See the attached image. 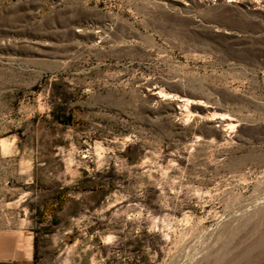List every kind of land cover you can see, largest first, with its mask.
Wrapping results in <instances>:
<instances>
[{
  "label": "rangeland",
  "instance_id": "374dc122",
  "mask_svg": "<svg viewBox=\"0 0 264 264\" xmlns=\"http://www.w3.org/2000/svg\"><path fill=\"white\" fill-rule=\"evenodd\" d=\"M6 225L34 264H264V0H0Z\"/></svg>",
  "mask_w": 264,
  "mask_h": 264
},
{
  "label": "crops",
  "instance_id": "0c3cea01",
  "mask_svg": "<svg viewBox=\"0 0 264 264\" xmlns=\"http://www.w3.org/2000/svg\"><path fill=\"white\" fill-rule=\"evenodd\" d=\"M34 250L30 231L19 226L0 227V264H34Z\"/></svg>",
  "mask_w": 264,
  "mask_h": 264
},
{
  "label": "bare ground",
  "instance_id": "6f19581e",
  "mask_svg": "<svg viewBox=\"0 0 264 264\" xmlns=\"http://www.w3.org/2000/svg\"><path fill=\"white\" fill-rule=\"evenodd\" d=\"M217 1H226V2H228V1H231V0H217ZM184 100V99H183ZM182 100V101H183ZM183 103H184V101H183ZM194 104H199L200 105V102L199 101H195V102H193ZM189 104V103H188ZM186 105V104H185ZM207 106V105H206ZM228 118V117H227ZM223 120V117H220V120H219V123H221V121ZM225 120V119H224ZM223 120V121H224ZM218 127V126H217ZM231 129H232V124L230 123V122H228V123H224V125H223V127L221 128V131L224 133V137H227V136H230L229 135V133L231 132V133H233L232 131H231ZM221 132V133H222ZM231 137H233V135L231 136ZM19 239V238H18ZM22 241V240H21ZM28 241V240H27Z\"/></svg>",
  "mask_w": 264,
  "mask_h": 264
}]
</instances>
